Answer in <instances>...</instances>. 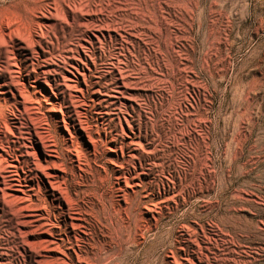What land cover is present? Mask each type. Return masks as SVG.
Segmentation results:
<instances>
[{
    "label": "rangeland",
    "instance_id": "rangeland-1",
    "mask_svg": "<svg viewBox=\"0 0 264 264\" xmlns=\"http://www.w3.org/2000/svg\"><path fill=\"white\" fill-rule=\"evenodd\" d=\"M0 103L21 161L110 208L106 264H264V0H0ZM36 174L0 194L53 193ZM35 225L0 264L77 261Z\"/></svg>",
    "mask_w": 264,
    "mask_h": 264
},
{
    "label": "bare ground",
    "instance_id": "bare-ground-1",
    "mask_svg": "<svg viewBox=\"0 0 264 264\" xmlns=\"http://www.w3.org/2000/svg\"><path fill=\"white\" fill-rule=\"evenodd\" d=\"M109 65L110 66H103V68H114L112 64ZM106 73L109 75L112 74V72ZM25 100L27 101V98H25ZM23 104L25 105V103ZM2 107H4V105L0 103V108ZM25 112V109L15 111L13 110V108H9V114L11 116H14V118L17 119L21 124V128H19V130H27V132L20 134L30 136L28 138V141L31 142V144L34 146L37 140H34V134L31 133L29 120L26 117ZM9 122L10 119L8 115L5 114L4 116H1L0 148L5 152V156L11 159H16L19 162V165L7 166V164L9 163L8 159H6L4 155H0V177L2 178L0 184L7 189H13L14 187H25V184L23 185V183H26L28 178L34 175L35 177L33 178V181H37L39 185L40 177H38L36 172H41L48 179L52 180L50 181V185L53 189V193H50V190L47 191L46 188L39 186L38 190L36 188L37 193L34 196H27L29 199H19L16 203H7L6 200L13 196L7 194L5 189H2L3 194H0V233L5 236L2 238V241L7 244L18 245V247H16L17 249H19V244L33 249V246L29 242L24 239H20L19 235H23L24 233L18 231L17 229L18 226H23L31 229L32 225L37 224L35 225V227L39 228V231L45 230V232L43 233L50 235L54 239V241L39 242V245L36 246H38L39 248H42L43 245H47L46 248L54 246L55 248L53 249V252L55 253L65 254V251L67 250L72 251L77 256V261L76 259H74L73 255H69L68 258L70 262L66 264L109 263V261L114 259L115 256L119 254L120 248L117 247L114 238L110 236L108 238L100 239L98 237V232L101 233V226H104L102 225V222H100L99 217L101 216V214H105V212L111 214L110 208L105 203L101 204L100 202L96 203L92 201L93 198L92 200L86 201L85 198L87 199V197L84 198V192L80 189H77L75 191V197L74 199H72L70 196L69 188L73 184V182L77 180V177L73 176V180L70 179L69 172L66 168L61 169L64 174L63 176H55L49 175L47 173V169L54 166V164L48 163L47 166L43 167L39 162H36L35 164L33 163V165L35 166L34 168L27 161H21L20 157L15 154V149L12 148L11 144H17L19 142H10V137L8 136L6 131L7 128L11 126V123ZM48 148L49 147L44 146V151L46 153H56L58 156H63L61 160L64 163L65 161H67L66 157L61 154V148L56 146V151L49 150ZM20 165L23 168H20ZM9 167L14 168V170L8 171ZM19 170H23L26 176L23 177L22 175L18 174ZM78 188H80V186H78ZM24 192L26 193V191ZM56 192H58L60 196H56ZM13 199L17 200L18 198L13 197ZM64 202L67 203V209L66 207H64ZM53 211H55L56 213H54ZM68 219H70L71 222H69ZM109 220H111L110 217ZM77 222L81 223L79 224ZM113 227L111 229V232H114ZM70 228H72L73 231H70ZM79 233L83 235H79ZM109 233L110 232H108V234ZM17 241L20 242L18 243ZM25 250L26 253H30V251H28L27 249ZM35 250H37L36 247H34V251L31 250V258H34L35 256L36 258L41 257V252L43 251Z\"/></svg>",
    "mask_w": 264,
    "mask_h": 264
}]
</instances>
